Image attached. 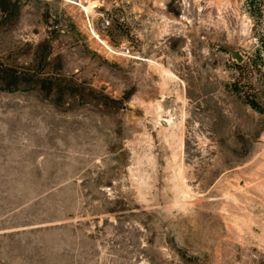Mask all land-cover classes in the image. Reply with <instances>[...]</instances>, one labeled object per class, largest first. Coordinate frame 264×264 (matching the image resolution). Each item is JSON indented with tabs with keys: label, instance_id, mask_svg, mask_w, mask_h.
<instances>
[{
	"label": "rangeland",
	"instance_id": "obj_1",
	"mask_svg": "<svg viewBox=\"0 0 264 264\" xmlns=\"http://www.w3.org/2000/svg\"><path fill=\"white\" fill-rule=\"evenodd\" d=\"M0 264H264V8L0 0Z\"/></svg>",
	"mask_w": 264,
	"mask_h": 264
},
{
	"label": "trees",
	"instance_id": "obj_2",
	"mask_svg": "<svg viewBox=\"0 0 264 264\" xmlns=\"http://www.w3.org/2000/svg\"><path fill=\"white\" fill-rule=\"evenodd\" d=\"M249 3L251 7L253 8V11H261L262 8H264V1L263 0H249Z\"/></svg>",
	"mask_w": 264,
	"mask_h": 264
},
{
	"label": "water",
	"instance_id": "obj_3",
	"mask_svg": "<svg viewBox=\"0 0 264 264\" xmlns=\"http://www.w3.org/2000/svg\"><path fill=\"white\" fill-rule=\"evenodd\" d=\"M228 50L231 53V56L236 59L239 63H242L244 61V56L239 50L232 48H228Z\"/></svg>",
	"mask_w": 264,
	"mask_h": 264
},
{
	"label": "bare ground",
	"instance_id": "obj_4",
	"mask_svg": "<svg viewBox=\"0 0 264 264\" xmlns=\"http://www.w3.org/2000/svg\"><path fill=\"white\" fill-rule=\"evenodd\" d=\"M87 10L90 11V10H92V8H90V6H89V7H87Z\"/></svg>",
	"mask_w": 264,
	"mask_h": 264
}]
</instances>
